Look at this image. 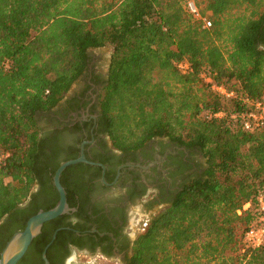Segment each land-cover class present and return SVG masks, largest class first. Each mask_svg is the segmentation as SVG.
Here are the masks:
<instances>
[{
    "label": "trees",
    "instance_id": "1",
    "mask_svg": "<svg viewBox=\"0 0 264 264\" xmlns=\"http://www.w3.org/2000/svg\"><path fill=\"white\" fill-rule=\"evenodd\" d=\"M188 1L0 0V253L32 215L56 205L53 175L77 157L61 149L57 131L43 130L42 114L83 75L91 49L113 46L100 121L114 146L167 136L206 158L202 174L151 218L126 264H264V245L243 251L264 195V128L245 130L238 116L246 97L264 95V0H192L201 17ZM182 61L190 63L185 73ZM76 166L61 183L83 215L66 181ZM68 217L44 223L18 264H44L58 230L47 250L55 264L54 249L84 228Z\"/></svg>",
    "mask_w": 264,
    "mask_h": 264
},
{
    "label": "flooded vegetation",
    "instance_id": "2",
    "mask_svg": "<svg viewBox=\"0 0 264 264\" xmlns=\"http://www.w3.org/2000/svg\"><path fill=\"white\" fill-rule=\"evenodd\" d=\"M107 77L108 72L93 66L90 59L76 81L78 87L42 114L43 130L57 131L64 152L79 157L84 151L91 161L77 163L79 166L66 175L86 213L74 214L75 207L68 214L69 221L84 228L75 229L54 249L55 264H94L78 260L76 253L126 264L135 240L142 234L138 232L143 229L138 211L153 213L166 207L183 183L202 167L196 156L202 155L199 148L167 136L153 137L137 149L115 147L100 121V94ZM39 188L36 184L33 191Z\"/></svg>",
    "mask_w": 264,
    "mask_h": 264
},
{
    "label": "water",
    "instance_id": "3",
    "mask_svg": "<svg viewBox=\"0 0 264 264\" xmlns=\"http://www.w3.org/2000/svg\"><path fill=\"white\" fill-rule=\"evenodd\" d=\"M80 162L91 163V161L86 158L84 151H82L77 158L61 162L53 175V184L59 193L58 202L50 209H40L27 220L23 230H19L12 235L0 253V264H18L28 251L33 239L41 233L44 223L76 210V208L71 207L68 203L66 189L61 183V177L67 167ZM57 232L58 230L54 232L52 241L46 245L42 253L44 264H50V260L47 257V250L55 240Z\"/></svg>",
    "mask_w": 264,
    "mask_h": 264
},
{
    "label": "built area",
    "instance_id": "4",
    "mask_svg": "<svg viewBox=\"0 0 264 264\" xmlns=\"http://www.w3.org/2000/svg\"><path fill=\"white\" fill-rule=\"evenodd\" d=\"M188 9L196 16L201 17L198 12V8L194 1L190 0L187 3ZM205 27H210L212 25L211 21L202 17ZM178 68L181 72L185 73L190 69V63L188 61H182L178 64ZM211 81L210 78L207 79ZM212 88L221 96L229 99L235 95L233 90H230L227 86L223 84H213ZM246 103V109L239 112L238 116L241 120L242 126L245 130L253 131L257 128H264V95L258 99H252L250 97H246L244 99ZM223 115V112L216 113L217 117ZM236 115H233L235 117ZM2 159V155L0 154V160ZM257 204L260 211V216L258 219V223L250 226L244 235V243L246 249H256L264 245V195L260 194L257 197ZM250 206V203L244 205V209H247ZM241 213V210H239Z\"/></svg>",
    "mask_w": 264,
    "mask_h": 264
},
{
    "label": "rangeland",
    "instance_id": "5",
    "mask_svg": "<svg viewBox=\"0 0 264 264\" xmlns=\"http://www.w3.org/2000/svg\"><path fill=\"white\" fill-rule=\"evenodd\" d=\"M208 15V13H207ZM204 26V24H203ZM221 44H224L223 41H221ZM113 53V46H105V47H101V48H95V49H91L90 50V54H91V60H92V64L93 66H95L96 68H102L106 74L108 72L109 69V65H110V60H111V55ZM78 87V82H75L72 87L71 90L75 89ZM102 92V91H101ZM200 158L201 162H202V167H200L198 173H196V175H201L204 168L206 167V158L204 157V155H196ZM194 175V176H196ZM165 207L159 208L157 211H153V213L148 212H141L138 211V215H137V219H138V223H143L142 225V230L138 231L140 233L145 232V230L147 229L149 223H150V218L151 215L155 216L156 214H158L159 212H161ZM138 225V224H137ZM136 230H138L136 228ZM75 256H77L78 260H90L92 262H94V264H117L118 260L117 259H113L112 261L106 260L102 257H97L96 259L91 258V257H86L85 255H79V253H76ZM203 264H216V262H208L206 260H204Z\"/></svg>",
    "mask_w": 264,
    "mask_h": 264
}]
</instances>
